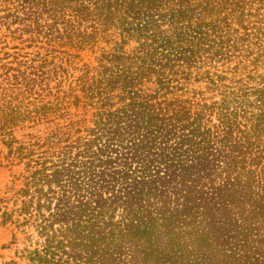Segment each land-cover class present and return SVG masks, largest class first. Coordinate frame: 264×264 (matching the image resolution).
Segmentation results:
<instances>
[{
	"label": "rangeland",
	"instance_id": "374dc122",
	"mask_svg": "<svg viewBox=\"0 0 264 264\" xmlns=\"http://www.w3.org/2000/svg\"><path fill=\"white\" fill-rule=\"evenodd\" d=\"M160 6L149 16L125 0H0V264H34L38 234L15 211L18 192L100 113L137 101L199 114L229 132L241 166L264 169V0Z\"/></svg>",
	"mask_w": 264,
	"mask_h": 264
},
{
	"label": "trees",
	"instance_id": "16d2710c",
	"mask_svg": "<svg viewBox=\"0 0 264 264\" xmlns=\"http://www.w3.org/2000/svg\"><path fill=\"white\" fill-rule=\"evenodd\" d=\"M161 2L125 0V6L151 16ZM201 119L134 101L100 113L85 137L37 160L15 209L38 234L26 257L34 264L264 258L250 245H264V169L241 166L229 132ZM9 217L3 212L2 222Z\"/></svg>",
	"mask_w": 264,
	"mask_h": 264
}]
</instances>
